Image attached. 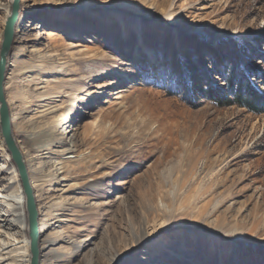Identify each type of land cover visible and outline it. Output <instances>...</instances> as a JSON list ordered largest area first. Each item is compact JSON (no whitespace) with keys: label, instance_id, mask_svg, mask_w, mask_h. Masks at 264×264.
I'll use <instances>...</instances> for the list:
<instances>
[{"label":"rangeland","instance_id":"rangeland-1","mask_svg":"<svg viewBox=\"0 0 264 264\" xmlns=\"http://www.w3.org/2000/svg\"><path fill=\"white\" fill-rule=\"evenodd\" d=\"M19 15L4 89L47 205L40 264H264V159L249 168L264 103H237L250 87L264 99V0H20ZM33 123L52 144L32 147ZM46 162L59 172L42 186ZM13 165L0 126V264H24L30 240L2 191L19 187Z\"/></svg>","mask_w":264,"mask_h":264},{"label":"bare ground","instance_id":"bare-ground-1","mask_svg":"<svg viewBox=\"0 0 264 264\" xmlns=\"http://www.w3.org/2000/svg\"><path fill=\"white\" fill-rule=\"evenodd\" d=\"M12 4H13V0H11L9 2V7H8L9 11L11 10ZM9 16L10 15H8V18H9ZM20 20H21V17L18 14V18H17L16 24H15V28H16V25L20 23ZM53 35H55V34H53ZM17 38L19 40L21 37H17ZM42 49H43L42 47H39V46L37 47L38 51L42 50ZM87 100H88V98L84 99V102H86ZM75 112H76V110L74 108H71V107H70V109H68L66 111V113H65L66 117H64V120H63V122H65V128L62 131V133H66V132L69 133L71 131V130H69V128L71 126V122H72L73 118L75 117ZM28 137L30 139V142H31L33 148H41V147H45L47 145L52 144L54 133H53V131H51L50 129H47L43 125H37V124L33 123V124L30 125V135ZM65 137L66 136H64V138ZM48 152L53 153L50 150ZM40 155L41 154L38 153L37 156H40ZM69 158H71V157H69ZM194 159L195 158H194V156L192 154H191V156L187 155V157L185 158L186 164H188V166L190 167L191 174H195L196 166H195V163H194ZM263 159H264V157H262L261 159H258L257 161H253L250 164L249 168L250 169L255 168V166L258 165V162L262 161ZM24 161H25V159H24ZM61 164H62V166L59 169H61V170L64 169L65 170L66 165L63 164V163H61ZM64 170L61 171L60 173H63ZM58 172H59L58 170H56V171L52 170V165L50 164V162H46L42 166H39L38 171H37V175L40 176L39 178H40V181H42V186L47 181H49L51 179V177H53V174H57ZM157 176L160 178V175L158 173H157ZM10 179H12L13 183L17 184V186H19V187H16L11 193H9V190H6L7 187H4V189H2V191L6 192L5 195H4V198L7 199L6 202L9 203V205H10V211L9 212L11 213V215L17 221L16 228L19 230V232H25V231H27L29 229V219H28V214H27V197H26V194H25L24 189L22 187L23 185L22 186L20 185L19 176H18V170H17L15 165H13V171H12V173L10 175ZM59 179H60V177L57 180L58 182H59ZM1 182L2 181L0 180V187H1ZM37 195H38L37 194V190H34V196H37ZM37 211H38L39 215L45 213L47 211V205L46 204L45 205L41 204L39 206V209L37 208ZM63 213H66V212L62 211V210L55 212L56 215H61ZM4 223H6V225H8V224L9 225H15L14 223H11V221H9L8 218L4 219ZM40 224L43 225L42 222ZM91 236L92 235H90L89 239L85 238L84 242H86L87 240H90ZM23 243H24V245L21 248L22 252L18 253V255H17L18 257L16 256L15 260L18 261L19 257H23V259H24L23 263L24 264H30V262H31L30 240L26 239V240L23 241ZM39 248H40V246H39ZM68 248H69L68 245H66V247H64V249H68ZM40 251H41V249H40ZM42 257H43V253L41 251V253H40V260L41 261H42Z\"/></svg>","mask_w":264,"mask_h":264},{"label":"water","instance_id":"water-1","mask_svg":"<svg viewBox=\"0 0 264 264\" xmlns=\"http://www.w3.org/2000/svg\"><path fill=\"white\" fill-rule=\"evenodd\" d=\"M20 9V0H13L12 12L6 21L3 34V43L0 52V126L5 144L14 163L17 166L24 192L27 197V210L29 219V236L31 249V264H40V248H39V213L35 202L34 190L31 184L29 171L24 161L23 154L17 144L13 134L11 121V113L9 104L6 99L4 82L6 77V69L8 64V54L12 45L15 24L18 18Z\"/></svg>","mask_w":264,"mask_h":264},{"label":"trees","instance_id":"trees-1","mask_svg":"<svg viewBox=\"0 0 264 264\" xmlns=\"http://www.w3.org/2000/svg\"><path fill=\"white\" fill-rule=\"evenodd\" d=\"M261 102L264 103V99L261 98V96L257 93L255 89H253V87L248 88L247 96L243 95L242 92L240 91L237 100V103L251 107V109H255L257 111L260 110L259 106ZM262 109L264 111V108Z\"/></svg>","mask_w":264,"mask_h":264}]
</instances>
